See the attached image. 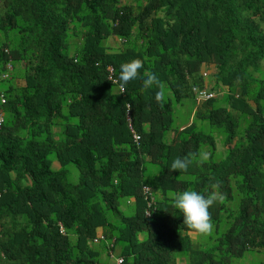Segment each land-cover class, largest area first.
<instances>
[{
    "label": "trees",
    "instance_id": "16d2710c",
    "mask_svg": "<svg viewBox=\"0 0 264 264\" xmlns=\"http://www.w3.org/2000/svg\"><path fill=\"white\" fill-rule=\"evenodd\" d=\"M135 59L142 78L120 93ZM144 71L163 104L140 91ZM14 76L0 90V264H264V0H0V78ZM184 98L191 118L175 125ZM189 189L217 195L201 246L169 196Z\"/></svg>",
    "mask_w": 264,
    "mask_h": 264
},
{
    "label": "clouds",
    "instance_id": "9594fccd",
    "mask_svg": "<svg viewBox=\"0 0 264 264\" xmlns=\"http://www.w3.org/2000/svg\"><path fill=\"white\" fill-rule=\"evenodd\" d=\"M144 67L140 59H135L120 65V74L118 83L121 92H125V86L132 81L141 79V69ZM112 81V80H111ZM114 81H112L113 83ZM158 88L155 99L158 103L163 104L166 100V86L157 78V76L150 72H143V82L140 91L143 93L153 87ZM209 153L200 152L197 154L190 153L188 156L180 158L177 157L172 162L171 171L187 172L190 165L199 157L198 163L203 164L209 158ZM170 198L173 202V207L183 214V225L194 234L202 236L211 235L214 225L211 220L209 208L217 201V195L212 193L205 197L195 190H185L183 192H170Z\"/></svg>",
    "mask_w": 264,
    "mask_h": 264
},
{
    "label": "rangeland",
    "instance_id": "374dc122",
    "mask_svg": "<svg viewBox=\"0 0 264 264\" xmlns=\"http://www.w3.org/2000/svg\"><path fill=\"white\" fill-rule=\"evenodd\" d=\"M10 81L1 79L0 78V90L1 88L5 87ZM189 105H190V99L184 98L182 100V105L175 104L173 108V123L175 125H182L190 121L191 115L188 113L189 111ZM215 142H216V156L221 157L223 155V148L221 146V137L218 138L215 136ZM69 168V174L67 176V179L71 182H75L77 180V170L73 166H68ZM193 236L194 233H191ZM207 242V236H202L197 234V237H195L194 244L196 246L204 245V243ZM112 260V257L111 259ZM180 264H183L182 262Z\"/></svg>",
    "mask_w": 264,
    "mask_h": 264
},
{
    "label": "built area",
    "instance_id": "2783aa9c",
    "mask_svg": "<svg viewBox=\"0 0 264 264\" xmlns=\"http://www.w3.org/2000/svg\"><path fill=\"white\" fill-rule=\"evenodd\" d=\"M5 67H6L7 70L10 69V64L6 63ZM2 76L5 77L6 73L2 74ZM112 81H115V80H112ZM120 90H121V88H120ZM211 96H212L211 93H209V92L205 93V92L202 91L200 94L197 95L196 99L197 100L198 99H206V98L211 97ZM0 97H1L0 101H3L2 95H0ZM127 117H128V115L126 114V118ZM1 121H2V113H0V123H1ZM132 137H133V139L135 141H137L138 136L134 132H132ZM141 190H142V194H143V196H144V198L146 200L147 206H149L150 204L153 203V199H152V195H151V192H150L148 186L143 185L141 187ZM144 213H145V215H148V211L147 210H145ZM58 228H59V232L62 233L63 230H62V227H61L60 224L58 225ZM120 261H121L120 258H117V257L114 258V264H119Z\"/></svg>",
    "mask_w": 264,
    "mask_h": 264
},
{
    "label": "crops",
    "instance_id": "0c3cea01",
    "mask_svg": "<svg viewBox=\"0 0 264 264\" xmlns=\"http://www.w3.org/2000/svg\"><path fill=\"white\" fill-rule=\"evenodd\" d=\"M108 41H109V40H108ZM111 43H112V41L110 40V44H111ZM10 83H13L15 86H21V85H23L24 80H23L22 78L18 77V76H14L13 78H11ZM191 233H192V232L189 233L190 236H191V237H194L195 234L192 236ZM181 262L183 263V261H179L178 264H180Z\"/></svg>",
    "mask_w": 264,
    "mask_h": 264
}]
</instances>
